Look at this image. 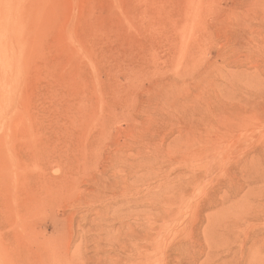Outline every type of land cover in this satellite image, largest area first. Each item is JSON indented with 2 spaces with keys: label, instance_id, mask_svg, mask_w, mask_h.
Here are the masks:
<instances>
[{
  "label": "rangeland",
  "instance_id": "1",
  "mask_svg": "<svg viewBox=\"0 0 264 264\" xmlns=\"http://www.w3.org/2000/svg\"><path fill=\"white\" fill-rule=\"evenodd\" d=\"M6 9L0 264H264V0Z\"/></svg>",
  "mask_w": 264,
  "mask_h": 264
},
{
  "label": "bare ground",
  "instance_id": "2",
  "mask_svg": "<svg viewBox=\"0 0 264 264\" xmlns=\"http://www.w3.org/2000/svg\"><path fill=\"white\" fill-rule=\"evenodd\" d=\"M10 10L9 9H6V10H0V63H1V66L3 65L4 66V64H6V58H7V55H10L9 53H8V45H9V42L7 43L6 41H7V38H9L8 37V35H10V34H17L18 33V25H17V22H15V21H13V19H12V21L11 22H8L7 21V16H8V12H9ZM13 12H11V14H12ZM14 15H15V13H13ZM8 19H9V16H8ZM19 34H21V32L19 33ZM22 34H23V32H22ZM20 36V35H19ZM23 36V35H22ZM22 36H21V41L20 42H23L24 43V41H22L24 38H22ZM11 37H14V36H11ZM14 38H16V36L14 37ZM16 39H18V38H16ZM14 40V39H13ZM9 41V40H8ZM12 41V40H11ZM19 42V41H18ZM19 42V43H20ZM6 44H8V45H6ZM22 44V43H21ZM20 46V45H19ZM12 48H13V46H12ZM17 49H19V47L17 48ZM17 49H15L14 48V50L15 51H17ZM21 49H23V47H21ZM10 50V49H9ZM13 49H11V51H12ZM16 54L17 53H15V55L14 56H16ZM9 59V58H8ZM13 59V58H12ZM15 60V59H14ZM14 60H12L13 62H15ZM9 61H7V63H8ZM13 62H11V63H13ZM7 65V64H6ZM20 65H22V64H20ZM3 66H2V68H3ZM8 66V65H7ZM9 67V66H8ZM1 67H0V69H2ZM11 69H14V68H11ZM17 69H18V67H17ZM3 70V69H2ZM18 70H20V69H18ZM1 71V70H0ZM7 71V70H6ZM9 72V71H8ZM16 72V71H15ZM6 74V73H5ZM3 77H4V80H5V76H4V74H3ZM0 80L1 81H3L2 80V78H0ZM7 80V79H6ZM0 81V82H1ZM4 82V81H3ZM7 83V82H6ZM3 84V83H2ZM1 85V84H0ZM4 85H2V87H3ZM2 90V89H1ZM1 97H2V95H1ZM2 99V98H1ZM0 102H2V101H0ZM5 105V104H4ZM8 106V105H7Z\"/></svg>",
  "mask_w": 264,
  "mask_h": 264
}]
</instances>
